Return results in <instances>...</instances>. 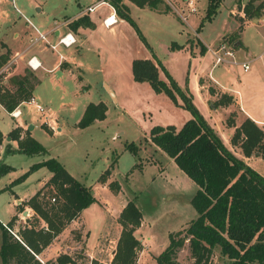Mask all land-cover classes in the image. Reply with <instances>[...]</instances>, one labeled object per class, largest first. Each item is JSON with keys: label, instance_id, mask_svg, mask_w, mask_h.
<instances>
[{"label": "crops", "instance_id": "obj_1", "mask_svg": "<svg viewBox=\"0 0 264 264\" xmlns=\"http://www.w3.org/2000/svg\"><path fill=\"white\" fill-rule=\"evenodd\" d=\"M124 1L130 7L131 16L137 23L138 21L136 19L142 18L144 22L148 24L147 29H154L153 33L158 34V36H155V39L151 38V42L148 41L153 49L154 55L149 50H142V48L145 47L137 31L127 20L118 16L109 0H62V2L56 3L46 9L44 6L36 4L35 14H27L25 10H27L28 7L21 9L14 3L17 7L18 15H16L11 8H2L0 6V35H2L0 39H3L6 35L9 36L8 41L3 40L8 50L11 49L12 51L9 60L19 56L23 57L30 55V57L35 56L36 59L41 62V67L37 69L38 72L36 73L34 72L35 70H33V73L39 78V82L33 90V96L40 104L54 112L48 120L51 124L57 125L56 131H53L47 125H43V123H45V117L40 113H36L34 110L31 112L26 110L16 119L0 103V107L5 109L13 118V124L9 131H3L0 126V131L4 135L3 143L0 146V161H7L8 163H5H10L9 165L13 166L16 170V167L6 158L7 156L5 153L9 145L18 148V141L9 137V133L18 127L21 129V136H24L27 131L30 132V135L42 143L48 151L47 154L11 153L14 155H32L27 159L26 165L28 169L34 163L46 160L49 157H55L60 160L73 176L83 182L84 176H79L68 168L66 162H64V155H66V151L68 153L70 148L74 146L73 137H75V135L89 128L96 127L102 130L104 134L103 144L105 143L107 145L108 156L105 162L106 168L102 170L103 173L110 167L113 162V155L118 148L122 150L121 154L127 150L126 144L128 142L125 145H123L122 141L116 143V141H118L117 137L122 136L124 132L115 131L112 134V132L108 130V113L111 109L121 111V107H123L120 105L117 91L121 90L123 82L130 81L132 87H143L147 89L150 94H153L152 89L147 86L146 83L136 82L133 78L132 60L137 58L152 59L155 63L159 62L182 88L184 87L183 85L188 82L192 91L195 93L196 102L199 104L204 117L222 136L226 146L239 157H244L241 154V150L231 144V137L236 127H239L248 117L264 129V80L257 74L256 70L251 71L250 69L249 71H244L240 63L249 61L251 64V60L257 57L256 55H252L251 46L247 45L245 35L248 29H250V26L264 23V20L260 18H258L257 21L254 19H247L241 11L240 15L242 18L239 20L235 19L233 15L238 6L236 2L230 9V17L232 20L231 28L221 32L219 37L213 43H210L200 36L203 27L197 32L206 14L197 16L192 13L189 15L188 22L184 23L172 9L169 11H164L161 7L159 9H152L148 6L140 7L131 0ZM182 2H184V0H182ZM75 3V7L69 11V6H73ZM28 5L27 3V6ZM93 5H95L94 10L89 11L87 8ZM113 14L116 18L115 23L106 26L104 24V19ZM22 18H24L25 21L22 20ZM33 18L36 21H34ZM83 18L85 19V24L78 27L73 25L75 21ZM89 23L93 25H89ZM188 27L191 29V33L192 31L197 32V39L194 38L195 41L191 39L193 36L191 33L189 34ZM241 27H243L242 30ZM37 30L46 33L49 42L56 44V48L52 49L47 46L45 42L41 41L32 45L31 39L38 37ZM235 32H238L240 35L236 43L239 45V49L234 50L239 65L231 63L230 58H227L226 62H223L224 64L222 63L223 65L215 64V60L212 56L213 54L209 48L218 47L222 39ZM66 33H71L75 38V42L72 45L67 46L63 43H59V38ZM131 42L137 46L135 54H131L130 52L127 53V48L131 47ZM173 43L182 45L181 50L172 49L171 45ZM202 44L206 46L207 50L199 54ZM188 48L192 50L191 53L187 52L186 55H178L182 49ZM3 52L4 51L0 48V54ZM125 53L127 55H125ZM262 58H264V56ZM209 62H211L210 67L208 66ZM19 67L20 64L18 65V68ZM92 72L100 77L99 81H90L88 73ZM25 73L16 74L23 75ZM160 75L163 79L167 80L161 68ZM108 78L111 79V82L108 81ZM66 82H70L73 85V89L71 88L72 90L69 91ZM98 85L102 88L105 86L106 89L100 90L96 87ZM94 91L99 93V95L95 100H92L91 92ZM217 94L232 95L233 102L228 105L215 106L214 102L217 100L215 99ZM155 97H162V95ZM213 100L215 101L213 102ZM100 101H104L107 104V117L103 120H96L86 128L79 127L78 123L88 104L91 102L99 103ZM77 108H79V114L76 118H73L72 114L76 112ZM233 113L235 114L233 116L234 125L231 126L227 121ZM186 115L188 120L192 118L189 112H186ZM30 126H32V128H30ZM70 134L72 136L71 140L67 137ZM47 140L52 141L53 146H47L48 144L45 142ZM58 148L61 149V153L58 152ZM63 152H65V154H62ZM145 152L149 154L154 153H150L146 149ZM138 156L141 158V155ZM118 159L119 157L114 164L108 183L113 180L119 181L115 179L114 174L115 168L118 165ZM244 159L248 165L264 176V165L261 166L259 163L260 159L264 161V155L255 153L250 157H244ZM153 163L159 164L158 162H149L148 164L150 165ZM136 164L137 163L133 165L130 172ZM144 166L145 165L140 167V169H143ZM163 169L162 167L159 169L158 173L153 176L151 183L157 180V177H159L160 180H157V184L164 186L168 183L165 179H162L164 175H166ZM35 174L39 175V178L37 179L38 184L35 186V192L32 195L41 189L52 176V173L47 167L39 168L30 175L32 176ZM100 175L97 177L95 183L88 185H95L94 195L96 201L90 206L88 205L89 207L87 206L83 209L81 214L76 219L72 220L63 232H61L53 242L38 255V259L44 264H58L57 258L61 254H68L73 257V254L77 253L80 247L84 259L87 260L86 264H91L93 259L111 263L122 232V226L118 218L127 202L134 199L143 214L141 226L135 231V235L142 242L138 264H158L156 257L169 245L170 238L168 239V237L170 233L185 228L198 214H196V217H193L195 214H191V220L184 219L181 221V223L178 224L180 225L179 228H176L177 225L173 229L172 223L177 222V219H175L168 221L171 223L169 225L167 222H163L165 226L162 225V228L158 229V224L162 221V218L160 219V215L158 214L164 212L162 209L157 208L159 204L155 201V197L148 195L147 199L142 202L144 209L148 211L145 212V215L143 208H141L142 206L137 202L138 200L141 201L140 194L134 192V194H129L127 198L121 200L120 210L117 213L110 216L107 212H104L105 217H103V225L95 232L93 227L95 221L87 217V210L95 208L96 205L101 207L108 205L98 196L101 187L109 188L108 183L102 184L98 182ZM7 187L8 186L5 188ZM11 191L14 195V210L10 213L9 218H2L0 216V221L6 225L13 215L18 214L19 219L15 226L17 230L20 226H25L28 219L32 220L37 218V216L35 211L30 207H25L21 212H18L16 209L18 204H21L32 195L23 196L13 189H11ZM121 192L123 193V188L119 193ZM142 192L144 191L141 190L139 193ZM163 200L165 202L166 199L164 198ZM149 211H151V214ZM162 215L163 214H161V216ZM111 221H116L114 225L115 238L113 239L110 235L112 233ZM39 224L41 227L46 226L43 220H41ZM74 232H77L75 239L73 237ZM71 242H74V244H71ZM1 245L2 230L0 228V251ZM106 251H111V256L107 260L102 258ZM45 256H47L48 259ZM73 258L75 259V257ZM77 263L81 264L79 262ZM0 264H2L1 253Z\"/></svg>", "mask_w": 264, "mask_h": 264}, {"label": "trees", "instance_id": "obj_2", "mask_svg": "<svg viewBox=\"0 0 264 264\" xmlns=\"http://www.w3.org/2000/svg\"><path fill=\"white\" fill-rule=\"evenodd\" d=\"M131 1L140 7L148 6L152 9H159L164 4V11L171 10L164 0ZM109 2L120 18L134 26L153 53L139 25L132 18L128 4L124 0H109ZM222 2L223 0H208L206 15L197 32L207 20L216 16ZM240 9L247 19L260 18L264 14V6H256L252 1L240 5ZM83 24H85L84 18L73 23L75 27ZM89 25L93 24L89 23ZM239 37L237 33V41ZM171 48L181 49L182 45L173 43ZM206 50V46L202 44V53ZM9 58L8 53L0 54V69ZM160 68L168 76V81L160 77ZM132 70L135 80L149 82L157 92L165 91L172 97H175V92L181 93L193 115L180 129L168 125L155 126L151 131L152 142L173 158L179 168L198 187L192 199V204L198 213L197 217L185 228L170 233L169 245L156 257L158 264H181L177 254L185 245L186 238H189L194 264H210L216 249H220L225 258L224 264H264V176L248 165L244 159L255 153L264 155V129L249 117L236 127L231 137V144L241 150L244 157H239L226 146L222 136L194 105L192 95L179 86L162 64L155 63L152 59L137 58L133 60ZM8 81L13 88L0 84V103L11 113L23 101L33 96L39 78L33 71L26 70L25 74L13 75ZM232 102V95L223 94L214 104L220 106ZM107 110L104 101L89 103L78 126L86 128L96 120L105 119ZM230 118L227 123L233 126L234 119ZM9 137L18 141V148L9 145L6 149L7 153L47 154L48 152L42 143L30 135V132L27 131L21 136V129L18 127L9 133ZM3 140L4 135L0 131V146ZM126 149L138 155L137 146L133 142L127 144ZM116 160L117 158L100 175L99 183H108ZM42 167L50 170L51 178L34 195L16 207L18 212L23 211L25 207L32 208L37 218L28 219L25 226H20L17 230L15 226L19 219L18 214L13 215L6 225L0 221L2 264H44L37 255L49 246L83 209L96 201L94 189L73 176L55 157L34 163L7 188L11 189L14 185L23 182L31 173ZM12 170H14L13 166L0 161V177ZM108 187L114 193H119L122 189L121 184L116 180L110 181ZM142 219V211L135 200H129L118 218L122 232L112 262L93 259L91 264H138L142 242L135 235V231L141 226ZM41 220L46 226H40ZM57 263L78 264L68 254H61L57 258Z\"/></svg>", "mask_w": 264, "mask_h": 264}, {"label": "rangeland", "instance_id": "obj_3", "mask_svg": "<svg viewBox=\"0 0 264 264\" xmlns=\"http://www.w3.org/2000/svg\"><path fill=\"white\" fill-rule=\"evenodd\" d=\"M196 1L197 11L194 12V14H196L197 16L206 14L208 0ZM251 1L256 6H264V0H223L222 5L218 10L216 16H214L211 20H207L204 23L200 36L208 42L213 43L219 37L221 32L231 28L232 20L230 17V9L234 6V4L237 2L238 6L236 7V11L233 17L239 20L242 18V16L240 15V11L243 12L240 9V5H245ZM60 2H62V0H0V6L2 8H11L16 15H18L16 9L17 7H20L21 9L28 7L27 10H25L26 13L35 14L36 4L44 6L46 9L47 7H51L52 5ZM14 3L17 7L14 5ZM27 3L29 4L28 6ZM164 3L166 5H169L170 9H172L182 19L184 23L188 22L189 15L192 13L190 12L189 7L186 3L182 2V0H164ZM75 5L76 3L73 6H69L68 10H72ZM161 7L163 9L165 5L163 4ZM183 16L186 17V20L183 19ZM260 19L264 20V14L260 17ZM22 20H24V18H22ZM33 20L36 21L34 18ZM136 20L138 21L137 24L139 25V28L141 29V32L143 33L147 41L151 42V38L155 39V36H158L157 33H153L154 29H147L148 24L144 22L142 18H137ZM188 29L190 30H188L190 34L191 29L189 27ZM237 33L238 32L227 35V37L222 39L219 44L226 43L233 50L239 49V45L236 44ZM191 35L193 36L191 39H197L196 31H192ZM245 36L247 45L251 46L252 55L257 56L256 58L251 60V71L256 70L257 74L261 76L262 80H264V58H262L264 56V23H260L255 26H250V29H248ZM8 37L9 36L6 35V37L0 39V48L5 53L12 55L11 49H9V52L7 45L3 43V40L8 41ZM139 38L145 47L142 48V50H149L152 53V51L143 41L141 36H139ZM136 50L137 46L131 42V47L127 48V53L130 52L131 54H135ZM187 52L191 53L192 50L190 48L182 49V51H180V54L178 55H186ZM199 54H202L201 49L199 50ZM125 55L127 54L125 53ZM212 56L215 60V56ZM29 58L30 55L23 57L19 56L13 59L11 58L7 62L8 65L6 64L7 67H5L6 65H4L3 67L5 68L2 67L0 69V84L3 83L8 85L10 88H13V86L8 81L9 77L17 75L18 73H25L26 70L33 71V69L28 64ZM211 62L208 63L209 67L211 65ZM19 64L20 67L18 68ZM234 65H239V63H234ZM34 72L37 73L38 70H35ZM88 77L92 82L99 81L100 79V77L94 72L88 73ZM160 77L163 79L161 75ZM165 78L169 80L167 75L165 76ZM108 81L111 82V79L108 78ZM135 81L142 82L137 80ZM142 83H146V85L152 89L153 94H150L148 90L143 87H132L130 81H125L121 85V90L117 91L120 100V105L123 106L121 107L122 112L116 109H111L108 113V130L111 131L112 134L115 131L124 132L122 136L117 137L118 141H116V143L122 141L123 145H125L127 142V144L133 142L134 145L137 146L138 155H141V158H139L138 155L133 154L129 150H126L123 154H121L122 150L120 148L115 151L116 153H114L113 155V160L119 157V161L118 165L115 168L114 174L115 179H118L120 184L122 185L121 187L123 188V193L121 192L119 194H116L110 188L101 187L98 196L101 200H103V202L107 203L108 205H105L103 207L96 205L95 208L87 210V217L95 221V225L93 226L95 232H97V230H99L103 225V217H105L104 212H107V214L110 216L114 215L120 210L121 200L127 198V195L129 194H134V192L140 194L139 196L141 198V201L138 200L137 202L142 206L141 208H143V212L145 215V212L148 211L144 209V205H142V202L147 199L148 195L155 197V201H157L159 204L157 208L162 209V211L164 212L158 214L160 215V219L162 218V221L158 224V229H161L162 225L165 226L163 222H167V224L169 225L171 223L168 221L177 219L176 223H172L174 229L184 219L191 220V214H195L193 215V217H196V214H198L192 204V199L197 191V185L187 174L182 172L176 162L168 154H166L151 140V131L155 126L173 125L176 129H180L185 124L186 120H188L186 112H189L193 117L192 112L186 106L181 93L175 92V97H172L165 91L157 92L147 81H143ZM66 84L68 86L69 91L73 89V85L70 82H66ZM183 86V90L192 95V101L194 105L202 113L199 104L196 102L195 93L192 91L190 84L186 82ZM96 87H98V89L100 90L106 89L105 86L104 88L100 87V85ZM98 95L99 93H97L96 91L91 92V97L93 98L92 100H95ZM154 95H162V97H155ZM222 95L217 94L215 99H220ZM214 101L215 100H213V102ZM18 110H21V115L26 110L30 112L34 110L36 113H38L34 106L29 103V100L23 101L19 105ZM78 114L79 108H77L76 112L72 114V117L76 118ZM11 115L8 114L5 109L0 107V126L3 131H9L11 129L13 124V118ZM234 115L235 114L233 113L231 115L232 117H230L233 119ZM19 117L14 118L17 119ZM43 125L49 126L46 123H43ZM49 127L51 128V126ZM103 136L104 134L102 130L96 127L84 130L83 132H80V134L75 135V137H73L75 144L70 148V151L68 153L66 151V155H64V162H66L68 168L73 170L75 174H78L79 176H84L82 183H84L86 186L95 183L97 177L102 173V170L106 168L105 162L108 156V152L107 145L105 143L103 144ZM67 137H69L70 140L72 139L71 134ZM45 142L48 144L47 146H53L52 141L47 140ZM145 149L148 150L150 153H154L149 154L145 152ZM57 150L61 153L60 148H58ZM5 154L7 156L6 158L9 159L11 164L16 167V170L14 169L11 172L0 177V190L4 189L6 186L9 187L10 184L13 182V179L17 178L28 169V166L26 165L27 159L28 157L32 156L27 154L14 155L7 152ZM62 154H65V152H63ZM149 162H158L159 164L153 163L149 165ZM135 163H137L136 166L130 172V169H132ZM259 163L261 166L264 165V161L262 159H260ZM143 165H145L143 169H140V167H142ZM161 167L164 168L163 171L166 174L162 179H165L168 182L164 186L157 184V180H159V177L157 176V180L151 183L153 176L158 173ZM38 178L39 175L37 174L32 176L29 175L23 182L14 185L11 189L15 190L17 193L23 196L32 195L35 192L36 184H38ZM94 186L95 185H91L88 187H92L94 189ZM11 189L7 188L0 192V216L2 218H9L10 213L14 210V195ZM141 190L144 192L139 193ZM164 198L166 199L165 202L163 200ZM51 200L55 201L53 199ZM149 212L151 214V211ZM161 214L163 215L161 216ZM111 223L112 233L110 235L113 239L115 238L114 225L116 224V221H111ZM179 226L180 225H178L176 228H179ZM73 234V237L75 239L77 232H74ZM71 244H74V242H71ZM110 256L111 251H106L104 257L102 258L107 260ZM45 257L48 259L47 256ZM73 257H75L77 262L81 264L87 263V260L84 259L83 254L80 251V247L79 250H77V253L73 254ZM177 259L181 264H194V259L191 257L189 247V238H186L185 245L178 251ZM224 262L226 261L220 249H216L212 256L210 264H224Z\"/></svg>", "mask_w": 264, "mask_h": 264}, {"label": "built area", "instance_id": "obj_4", "mask_svg": "<svg viewBox=\"0 0 264 264\" xmlns=\"http://www.w3.org/2000/svg\"><path fill=\"white\" fill-rule=\"evenodd\" d=\"M184 2L189 7V10L191 13H194L197 11L196 0H184ZM94 8H95V5L89 6L87 9L89 11H92V10H94ZM183 19L186 20V17L183 16ZM115 21H116V18L113 14V15L107 17L106 19H104V24L106 26H110L113 23H115ZM37 31H38V37L31 39L32 45H35L39 41H41V42H45L46 45L51 47L52 49L56 48V44H52L49 42L46 33H42L39 30H37ZM74 42H75V38L73 37V35L71 33H66L65 35H63L62 37L59 38V43H63L64 45H67V46L72 45ZM209 49L212 52V54L215 56V64H221L223 62H226L227 58H230L231 63H233V64L238 63L236 60L234 50L229 45H227L226 43H222L216 48H209ZM6 64L8 65V63H6ZM28 64L33 70H37L39 67H41V62L38 61L35 56H32L29 58ZM7 65L5 67H7ZM240 65L242 66L244 71H249L251 69V64L249 61L241 62ZM5 67H3V68H5ZM29 103L34 106V108L36 109V111L38 113H40L43 117H45L44 122L47 123L49 126H51V128L54 131H56L57 125L51 124L50 121L48 120L53 115L54 112L51 109L40 104L34 96H32L29 99ZM18 109H19V106L10 114H12V116H14V117H19L21 115V110H18ZM53 200H55V199H53ZM37 257H38V255H37Z\"/></svg>", "mask_w": 264, "mask_h": 264}, {"label": "water", "instance_id": "obj_5", "mask_svg": "<svg viewBox=\"0 0 264 264\" xmlns=\"http://www.w3.org/2000/svg\"><path fill=\"white\" fill-rule=\"evenodd\" d=\"M244 1H246V0H244ZM254 20H255V21H257V20H258V18H254ZM30 128H32V126H30Z\"/></svg>", "mask_w": 264, "mask_h": 264}]
</instances>
